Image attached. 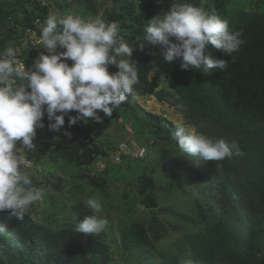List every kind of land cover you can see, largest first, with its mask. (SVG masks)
I'll use <instances>...</instances> for the list:
<instances>
[{"label": "trees", "instance_id": "trees-1", "mask_svg": "<svg viewBox=\"0 0 264 264\" xmlns=\"http://www.w3.org/2000/svg\"><path fill=\"white\" fill-rule=\"evenodd\" d=\"M191 2L215 11L228 21L230 31L242 33L243 43L231 56L210 44L206 47V55L228 62L226 71L204 67L182 70L180 60L166 63L162 51L157 52V46L148 45L145 40L146 25L155 18L154 6L147 0H72L67 8L75 6L73 15L80 14L84 19L99 16L106 23H119L120 36L134 50L131 60L137 64L139 82L134 94L111 117L99 113L101 123L87 119L68 128L65 117L64 129L55 133L47 129L45 116L46 127L37 129L36 146L25 157L33 166L47 159H59L75 168L76 177L107 198L115 181L111 179L113 171L129 170L131 164L114 165L109 160L110 153L124 139L118 132L119 138L114 142L104 129L120 123L123 132L129 126V137L154 154L162 148L178 151L172 136L177 125L145 111L137 98L150 96L167 103L185 125L194 126L206 137L237 143L244 155L215 162L185 153L191 169L185 168L186 163L181 167L168 155L172 167L167 171L169 179L164 187L156 185L152 169L143 170L135 177L132 200L150 211L151 216L120 230L122 251L142 253L149 259L148 264H180L182 258H192L198 264H264V0H256L255 9L231 8L225 0ZM48 16L49 6L40 0L1 1L0 42L7 43L12 36V30L3 26L2 20L12 17L21 27L33 28L35 19H40L43 27ZM154 69L162 73L164 87L152 75ZM109 71L118 69L109 66ZM64 130L71 133V138L63 135ZM99 160L107 163L106 169L92 173L90 169ZM47 181L45 178L42 185L46 186ZM194 183L208 187L203 199H193L196 219L192 223L197 229L180 233L166 251L154 254L155 245L169 235L164 221L154 211L159 208L156 194L173 189L184 192ZM59 187L58 183L56 188ZM165 210L172 212L171 208ZM71 211L73 221L57 230L34 222L27 215L19 220L7 211L0 213V224L7 225L9 236H0V264H113L99 235L85 236L75 230L77 221L94 214L81 202L79 194L72 197ZM156 256L162 261L157 262Z\"/></svg>", "mask_w": 264, "mask_h": 264}, {"label": "clouds", "instance_id": "clouds-1", "mask_svg": "<svg viewBox=\"0 0 264 264\" xmlns=\"http://www.w3.org/2000/svg\"><path fill=\"white\" fill-rule=\"evenodd\" d=\"M145 31L148 45L159 46L166 63L180 60L182 70L226 71L228 62L206 55V47L231 56L243 43L242 33L230 31L227 20L191 0H172L169 10L153 18ZM119 32L118 22L106 23L99 16L86 20L52 14L39 37L47 54L40 53L30 68L16 58L13 47L0 53V213L23 220L26 210L43 199V190L32 187L24 168L30 163L25 153L36 146L37 129L46 127L45 116L47 129L61 133L65 117L68 128L87 119L101 123L100 112L111 117L134 94L139 82L137 64L131 60L134 50ZM109 66L118 71L110 72ZM63 135L71 138L66 130ZM172 136L183 153L203 161L244 155L237 143L206 137L192 125L178 124ZM86 205L94 214L77 221L75 230L99 235L108 223L97 215L102 212L100 199L89 198ZM5 234L7 225L0 224V236ZM180 264L198 262L182 258Z\"/></svg>", "mask_w": 264, "mask_h": 264}, {"label": "rangeland", "instance_id": "rangeland-1", "mask_svg": "<svg viewBox=\"0 0 264 264\" xmlns=\"http://www.w3.org/2000/svg\"><path fill=\"white\" fill-rule=\"evenodd\" d=\"M40 1L49 6V15L55 14L58 16H66L75 13V6L67 8L72 0ZM147 1L153 4L155 17L168 11L172 3V0ZM225 1L229 3L231 8L240 7L245 9H255L258 5L256 0ZM57 4H59L58 7ZM87 19L92 18L88 17ZM43 23L45 26V21ZM161 51V48L157 46V52L160 53ZM152 75L160 81L161 86L164 87L166 85L163 75L159 70L154 69ZM165 99L169 100L167 96ZM137 101L145 111L165 117L176 125L181 123L185 124L182 117L169 107L167 103H159L150 96L138 97ZM125 128L127 129V132H123L120 123H118L113 124L112 127L103 129L105 134H108L107 136L109 139H113L114 142L118 140L119 132L124 139L122 143L142 146L147 150V148L141 143L134 141L129 137V135L132 134L129 126H125ZM118 143H121V141ZM168 155H172L171 157L178 161L181 167L186 163L187 165H185V168L191 169L189 167L190 158L180 149L178 151H168V149L162 148L155 154L152 153L151 150H147V155L142 162L128 161L123 163L124 166L130 163L131 169L123 170V168L119 171L116 169L113 171V178H110L112 180L115 178V181L108 189L107 198L97 194L92 187L86 184V182L76 177L75 168L65 165L61 160L56 158L52 160H44L42 163L35 164L30 169L25 170L32 179V187L42 189L44 192L43 199L31 205L26 210L25 215L36 223L43 224L51 230H57L69 225L74 219V214L71 211L72 197L74 194H79V198L85 206H87V199L99 198L102 205V212L97 215L108 221L105 230L101 232L99 236L108 247V255L111 258V262L113 264H148L149 259H145L144 254H140L135 250H131L127 253L122 251L120 244V230L131 222L141 221L144 218L146 219L151 216L150 211L145 210V208L136 204V201L132 200L135 193V188L133 186L135 183V177L142 173L143 170L148 172L152 169L156 185L164 187L169 179L167 171H171L172 167V165L168 164ZM106 164L105 161L99 160L90 171L92 173H101L106 169ZM144 167L146 168L144 169ZM184 171L185 170L183 169L181 170V172ZM45 178L48 179V181L47 185L43 186L42 181ZM58 183L60 184V187L56 188ZM207 191L208 187L199 184L196 185L194 183L189 185L184 192L173 189L156 194L159 208L154 211L158 214L159 219L164 221L169 235L165 240H161L155 245L154 254L159 255L166 251L174 237L179 236L180 233H189L197 229V225L192 223V220L196 219V209L194 208L193 199L195 197L203 199ZM168 208H171L172 212L165 210ZM4 236L9 238L8 234H5ZM11 242L14 243L13 241ZM156 261L161 262L162 260L159 256H156Z\"/></svg>", "mask_w": 264, "mask_h": 264}, {"label": "built area", "instance_id": "built-area-1", "mask_svg": "<svg viewBox=\"0 0 264 264\" xmlns=\"http://www.w3.org/2000/svg\"><path fill=\"white\" fill-rule=\"evenodd\" d=\"M15 20L16 19L12 17L2 20L3 26L12 30V36L11 39L7 41V43L0 42V53H2L7 47H13L16 51V58L25 64V68L27 70L33 65L40 53L47 54L43 48V45L39 41L40 34H38V31L42 28V21L40 19H35L32 22L33 28H31L28 26L21 27L17 22H15ZM19 36L20 38H18ZM60 51H63V49L57 50V52ZM66 62L71 66V60ZM17 83H19V81H17ZM86 142L91 143L89 139H87ZM146 154L147 151L144 147L135 145L129 146L125 143H122L110 153L109 160L114 165H121L132 160H142L145 158ZM25 159L30 163L24 169H30L33 166V163L26 157Z\"/></svg>", "mask_w": 264, "mask_h": 264}, {"label": "crops", "instance_id": "crops-1", "mask_svg": "<svg viewBox=\"0 0 264 264\" xmlns=\"http://www.w3.org/2000/svg\"><path fill=\"white\" fill-rule=\"evenodd\" d=\"M4 1V0H3ZM1 2V1H0Z\"/></svg>", "mask_w": 264, "mask_h": 264}]
</instances>
